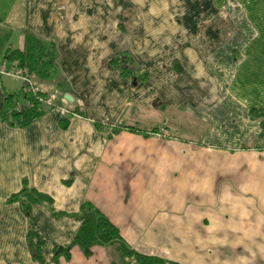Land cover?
Returning a JSON list of instances; mask_svg holds the SVG:
<instances>
[{
    "label": "crops",
    "instance_id": "crops-1",
    "mask_svg": "<svg viewBox=\"0 0 264 264\" xmlns=\"http://www.w3.org/2000/svg\"><path fill=\"white\" fill-rule=\"evenodd\" d=\"M153 1L0 0V264H32L27 217L8 199L23 180L65 212L32 204L44 253L70 238L79 223L70 213L88 199L138 251L150 229L189 222L210 253L250 241L264 264V0H175L178 15L135 6ZM25 31L53 42L49 75L28 79L59 96L17 125L4 97L25 80L3 55L23 48ZM124 49L145 71L142 84L109 61ZM175 112L186 130L193 122L195 141L124 129L107 136L117 123L170 130ZM91 249L72 245L47 264H111L108 247Z\"/></svg>",
    "mask_w": 264,
    "mask_h": 264
},
{
    "label": "trees",
    "instance_id": "trees-1",
    "mask_svg": "<svg viewBox=\"0 0 264 264\" xmlns=\"http://www.w3.org/2000/svg\"><path fill=\"white\" fill-rule=\"evenodd\" d=\"M3 57L13 62L14 66L20 69V73L24 76L30 77L33 74L39 78H45L49 75L54 65V44L51 40H43L31 32L25 31L23 48L7 49ZM109 61L118 68L120 74L132 80V86L142 84L146 73L134 62L126 49ZM23 87L24 85L15 93H6L4 97L6 105L5 115L12 124L24 125L29 123L41 114L42 106H46L41 99H38L39 96H43L46 92L41 86L42 91L36 94L25 91ZM23 99L29 100V106L20 109L13 108V103L16 100L22 101ZM157 106L163 107L164 104L159 102ZM250 111L255 116H260L259 109L252 108ZM74 112V109H69L62 113L63 119L67 120L68 116ZM94 123L96 125L101 124L98 121H94ZM262 124H264V120H262ZM121 129L140 133L142 136H149L158 132L157 124L147 130L129 124L117 123L107 131V136L110 137ZM70 180L71 177H67L64 182L69 183ZM8 199L16 200L27 217L26 238L32 264L56 262L61 256L67 258L72 245H77L84 255H88L94 244L108 245L106 247L112 253L111 264H182L156 254L138 251L122 237L118 227L88 199H82L78 204L77 210L70 213L79 221L70 238L66 242L52 243L50 250L44 253L42 252L44 239L31 215L32 204L45 206L50 214L54 216L65 214V212L56 210L48 194L28 186L25 180L22 181L18 190L8 196Z\"/></svg>",
    "mask_w": 264,
    "mask_h": 264
},
{
    "label": "rangeland",
    "instance_id": "rangeland-1",
    "mask_svg": "<svg viewBox=\"0 0 264 264\" xmlns=\"http://www.w3.org/2000/svg\"><path fill=\"white\" fill-rule=\"evenodd\" d=\"M162 1L163 0H154L152 2L153 4H135V6L138 8L145 7L146 9L147 7L150 9L154 7L156 10H160L163 7L164 11H168L172 15H178L179 11L181 12V4L174 3L175 0H164V3ZM9 2L10 0H4L2 5L7 6ZM16 6L19 8L18 4H16ZM173 17L175 16H172V18ZM6 67L9 68V65L6 64ZM157 108L162 109L163 107L158 106ZM172 117L175 118L176 121L175 124H172V129H160L155 135L159 137L170 136L171 138L183 137L190 141H195L193 137V122L189 120V124L191 125L190 128L186 130V127H188L186 126L188 125L186 121L184 122L186 124L178 121L179 116L177 113ZM162 124L163 123H161V125ZM181 127L184 134L177 131L180 130L179 128ZM189 198L190 197H188V199ZM171 224V226L165 228L150 229V234L146 236L141 243H138L143 250L142 252L156 254L182 264H226L228 262L226 261L227 258L225 259L224 256L230 258L229 263L234 261L232 262L233 264H242L244 262L245 264H260V245L257 243L248 241V243L241 242L226 245L225 252L227 255L224 254V256H219L216 252L210 253V249L214 248V245H212L211 242L203 244L202 238L197 235L198 229L194 227L192 223H180L179 221H175ZM173 224H175V226ZM196 235L198 237H196ZM146 241H148V243Z\"/></svg>",
    "mask_w": 264,
    "mask_h": 264
},
{
    "label": "built area",
    "instance_id": "built-area-1",
    "mask_svg": "<svg viewBox=\"0 0 264 264\" xmlns=\"http://www.w3.org/2000/svg\"><path fill=\"white\" fill-rule=\"evenodd\" d=\"M0 71H4L3 67H0ZM20 69L16 68L13 72H11L12 74L16 75V76H22L25 80L24 82V87L23 89L29 93L32 94H36V93H40L42 91L41 87L38 84L32 83L28 77L22 75L20 73ZM58 93L55 90L52 91H46L43 96H39L38 99H41L43 101L44 104L48 105V106H55V100L58 97ZM64 99V98H63ZM30 102L27 99H23L21 100H16L13 103V108L15 109H20L22 107H26L29 106ZM67 110H63L62 112H66Z\"/></svg>",
    "mask_w": 264,
    "mask_h": 264
},
{
    "label": "water",
    "instance_id": "water-1",
    "mask_svg": "<svg viewBox=\"0 0 264 264\" xmlns=\"http://www.w3.org/2000/svg\"><path fill=\"white\" fill-rule=\"evenodd\" d=\"M63 98H64V99H69V100L72 99V97H71L70 95H68L67 93H65V94L63 95Z\"/></svg>",
    "mask_w": 264,
    "mask_h": 264
}]
</instances>
